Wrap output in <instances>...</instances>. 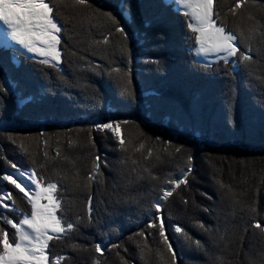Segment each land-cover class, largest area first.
<instances>
[{
    "label": "trees",
    "instance_id": "16d2710c",
    "mask_svg": "<svg viewBox=\"0 0 264 264\" xmlns=\"http://www.w3.org/2000/svg\"><path fill=\"white\" fill-rule=\"evenodd\" d=\"M46 2L57 5L53 12L62 25L60 67L39 65L14 52L16 66L9 62L10 51L0 48V68L7 67L20 84L18 95L5 100L0 113V177L4 171L13 172L8 163L17 168L31 163L38 177L57 183L66 215L80 217L78 228L49 241L50 264L56 256L62 258L60 264H172L157 230L147 224L156 215L155 202L172 190L171 181L187 171L189 155L187 184L163 199L159 212L176 252L175 264H220L218 257L223 264H260L264 258V0H242L234 13L230 9L236 0H214V9L234 34H244L238 47L252 56L232 76L205 71L202 62L199 67L193 64L195 54L189 52L179 23L182 13L171 10L173 3L169 8L165 0H131L134 16L128 22L134 32L127 43L131 49L141 43L132 49L136 103L120 97L118 80L107 74L110 68L125 70L119 51L123 38L112 30L104 43L110 24L76 0ZM88 3L103 5L102 11L114 7V0ZM152 6L165 12L158 24L150 23ZM159 32L168 34L166 43L157 39ZM136 57L142 59L134 65ZM146 58L160 60L162 70L145 63ZM89 64L100 67L92 69ZM219 67H225L222 61ZM40 85L51 92L38 91ZM232 86L236 97L230 120ZM109 119L129 121L121 125L124 151L109 131L91 127L93 120ZM96 156L102 161L101 175L89 181ZM5 186L16 208L30 210L23 194ZM0 216L17 218L12 210H0ZM196 222L211 232L195 227ZM257 222L260 228L255 227ZM170 225L181 227L202 247L173 234ZM141 230L143 236L138 234ZM102 241L105 251L100 254L95 244ZM113 244L116 247H110Z\"/></svg>",
    "mask_w": 264,
    "mask_h": 264
},
{
    "label": "snow or ice",
    "instance_id": "6c2138e0",
    "mask_svg": "<svg viewBox=\"0 0 264 264\" xmlns=\"http://www.w3.org/2000/svg\"><path fill=\"white\" fill-rule=\"evenodd\" d=\"M79 5H86L91 9L94 16L103 18L110 26L111 30L104 35L103 42L108 43V37L112 34V30L118 33L122 38L119 51L125 60V70L120 68H110L107 74L114 77L119 82L122 98H128L133 103L137 102L135 92L132 90V72H133V53L128 47V41L134 32L133 25L128 22L133 18V5L131 0H114V7L110 10L102 11L104 7H95L88 3V0H76ZM167 7L171 5L165 0ZM177 5L171 10L176 13H182L179 23L184 29L183 35L188 45L189 52L195 54L193 64L200 66L203 61V69L213 74H220L223 71L225 76H232V73L238 71L241 63L252 61V56L247 51H241L238 47L245 39L241 32L239 37L234 34V30L229 28L224 20L221 19L219 10L214 9V0H175ZM242 0H236L234 8L230 9L233 13L235 9L241 7ZM151 6V5H150ZM151 13L150 23H160L165 16L163 7L156 8ZM57 8L56 4L50 6L46 0H0V21L7 26L8 34L11 36L18 48L13 51L25 57V60H31L39 65H48L53 68L57 67L61 62V51L58 48L61 38L62 25L58 23L53 9ZM115 13V14H114ZM219 21V23H218ZM168 34L159 32L157 39L163 44L167 42ZM21 50H23L21 52ZM196 57L200 58L197 60ZM223 62V69L219 67V62ZM11 63V60L9 61ZM24 61H20L23 63ZM145 63L156 66L157 71L162 70L161 61L153 58H146ZM216 64L217 67H213ZM231 65L230 67H228ZM99 65L89 64V68H99ZM103 71V69H101ZM235 80H232V85ZM20 87L19 82L13 77L7 67L0 68V113L6 108L5 100L18 95L17 89ZM38 91L48 93L51 88L40 85ZM228 97L229 118L231 120L232 107L235 104L236 89L234 86L229 89ZM28 100H32V95H28ZM5 123L10 122L4 119ZM129 121H119L109 119L107 122H98L93 120L91 127L97 132L109 131L118 141L121 151L125 149V141L121 136V125L128 124ZM9 141L15 143L11 135L7 136ZM157 140L160 138L157 137ZM165 143H170L166 141ZM21 147H23L21 145ZM183 146L177 148V152ZM45 155H47L45 153ZM192 157L188 156L187 171L181 174L180 179L171 181L170 191H164L162 196L155 202L154 208L156 215L149 218L147 227L156 229L158 236L171 254L172 264H175L176 252L172 248V242L169 241L164 220L159 212L163 199L170 197L181 184H187V174L191 172ZM102 161L99 156L94 158L93 170L89 172V181L98 178L100 173V164ZM107 166V162H103ZM13 172L11 175L5 174L0 179L10 183L20 193H23L27 205L30 210L26 209L21 212L15 207L10 193L3 191L0 195V208L9 209V203L13 204L12 212L16 213V219H10L7 216H0L4 226L0 227V264H50L49 254L46 249L49 248V241L60 239L62 235L72 232L79 227L80 217L74 219L67 216L62 208V193L58 191L57 183L45 180L42 176L38 177L31 163L23 168H17L16 164L8 163ZM16 178H13V177ZM2 191V190H0ZM58 210L60 215H58ZM118 209H113L117 211ZM254 210V209H253ZM205 211H208L205 209ZM87 212L89 220L93 219L92 212V196L88 195ZM8 226H10L11 231ZM195 227L204 231L211 232V229H204L200 222L194 224ZM173 234H181L189 242L191 238L178 225L171 226ZM256 228H260V224H255ZM139 235L143 236V230ZM103 242V241H102ZM197 247H202L199 241L192 242ZM107 246V245H106ZM110 247H116L115 244ZM95 251L102 252L101 243L95 244ZM60 256H56L52 264H60ZM220 264H223L222 258L218 257ZM260 264H264V258Z\"/></svg>",
    "mask_w": 264,
    "mask_h": 264
},
{
    "label": "rangeland",
    "instance_id": "374dc122",
    "mask_svg": "<svg viewBox=\"0 0 264 264\" xmlns=\"http://www.w3.org/2000/svg\"><path fill=\"white\" fill-rule=\"evenodd\" d=\"M167 3H173L174 4V6L176 7L177 5L175 4V0H167ZM1 24H3V22L2 21H0V25ZM5 25L3 24V26L1 25L0 26V47H2V49L3 50H5L6 52H8V51H10V49L8 50L7 49V47L8 48H18L19 46L18 45H16L14 42L15 41H13L12 40V38H11V36L8 34V31H7V28H5L4 27ZM60 40H61V38H60ZM134 45H135V48H138V47H140L141 46V43L140 42H138V43H134ZM5 49H4V48ZM58 48H59V45H58ZM135 48L133 47L132 49H134L135 50ZM60 50V49H59ZM12 51V50H11ZM8 52V54L10 55V60H11V62L12 63H14L15 65H16V62H17V59H16V57H14L15 55H14V52ZM61 51V50H60ZM62 58V57H61ZM197 58V60H200V58H198V57H196ZM134 59V58H133ZM141 57H136L135 58V62H134V65L136 64V62H139V61H141ZM200 62H202L203 63V61L201 60ZM18 63V62H17ZM17 66V65H16ZM58 67H60L59 65H58ZM41 130H43V128H41ZM5 174H8V175H11L12 174V172H9V171H4V173H3V175H5ZM13 178H16L15 176L13 177ZM2 186H1V188H0V190H2V191H0V195H2L3 194V191H7L8 193H10V195H11V192L10 191H8V189H7V187L5 186V184H10V183H8V182H4L3 180H2ZM11 185V184H10ZM183 185V184H182ZM12 186V185H11ZM14 187V186H13ZM18 190V189H17ZM19 191V190H18ZM21 194H23V193H21ZM5 202L6 203H9V209H2V208H0V210H2V211H4V212H8V211H10V210H12V207H13V205L11 204V202H9V201H7V199H5ZM160 211H161V209H160ZM164 223H165V220H164ZM165 227H166V224H165ZM166 234H167V230H166ZM168 238H169V236H168ZM169 241L171 242V240H170V238H169ZM101 248L103 249V251L102 252H100V254H102L104 251H105V246H104V244H103V242L101 243ZM174 250V249H173Z\"/></svg>",
    "mask_w": 264,
    "mask_h": 264
},
{
    "label": "bare ground",
    "instance_id": "6f19581e",
    "mask_svg": "<svg viewBox=\"0 0 264 264\" xmlns=\"http://www.w3.org/2000/svg\"><path fill=\"white\" fill-rule=\"evenodd\" d=\"M1 25L3 26V24H1ZM1 25H0V26H1ZM4 27H5V28H7V26H6V25H5ZM7 31H8V30H7Z\"/></svg>",
    "mask_w": 264,
    "mask_h": 264
}]
</instances>
